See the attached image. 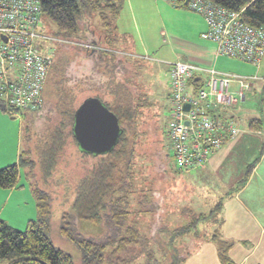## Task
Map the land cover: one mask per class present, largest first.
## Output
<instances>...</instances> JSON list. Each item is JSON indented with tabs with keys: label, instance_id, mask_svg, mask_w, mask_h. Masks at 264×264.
<instances>
[{
	"label": "rangeland",
	"instance_id": "rangeland-1",
	"mask_svg": "<svg viewBox=\"0 0 264 264\" xmlns=\"http://www.w3.org/2000/svg\"><path fill=\"white\" fill-rule=\"evenodd\" d=\"M127 17L125 15L124 20ZM90 24L96 36L104 32L96 16L90 20ZM200 24V17L188 8L175 7L167 0H159L154 11L135 10L133 23L127 22L128 26H121L127 32L121 34L119 42L126 61V87L132 91L133 103L137 106L133 193L130 198H140L137 201L139 207L147 204V208L150 207L151 212L140 217L136 215V220L141 234L150 241L148 248L158 260L156 264H223L218 257L217 243L211 239L213 235L223 243L224 256L230 261L227 264H264V81L248 82L253 86L251 84L249 89H244L245 99L228 108L237 122L239 134L235 141L226 140L225 145L231 141L234 144L226 151L224 160L215 170L180 172L174 168L170 154L169 141L165 135L169 117L167 72L169 64L179 61L199 63L201 56L206 59L209 49L205 44L207 41L201 37ZM38 32L45 37L36 41L38 46H50L54 51L56 48L55 59L58 56L69 58V62L61 65L63 69L67 68L68 78L85 80L91 76V61L85 58L82 50L86 41L61 40L64 43L61 45L53 42L56 28L45 17H41ZM84 46L89 48V45ZM93 48L98 47L96 45ZM207 58L210 63L204 66L205 69L213 68L239 78L264 77V59L258 66H253L223 56L215 62L210 54ZM205 76V73L201 74L202 79ZM237 89L238 84L232 85L231 91ZM87 95L89 91L80 94V98ZM23 112L27 111H16L10 115L0 109V167L17 164L19 156L27 148L24 124L29 117ZM251 119H259L262 122L261 129L251 130ZM71 150L76 151V147H71L69 152ZM30 159L32 169L25 165L19 168L17 192L1 217L17 225L12 227L18 231L26 228L27 222H21L27 221L31 212L35 213L30 220L36 219L32 189L39 175V165L36 155ZM252 165H255V169L247 178ZM69 171H76L75 167L72 166ZM57 188L52 189L55 193L50 221L51 239L56 247L71 255L74 264H80L77 247L62 239L58 233L61 209L69 204L63 203V198L72 199V184L66 191L67 197L62 196V188ZM14 198L16 202H12ZM27 198L31 201L26 202ZM218 202L221 203L219 211L210 213L211 216L205 222L186 235L175 237L171 246L153 241L156 238L152 239L151 236L158 229L157 224L166 225L169 229L187 224L189 217L184 209H190L189 212L196 215L207 214ZM78 229L92 237H98L103 232L98 226L84 223ZM160 238L167 240L169 236L163 231ZM163 251L168 255H162ZM140 262L144 263V259L136 261Z\"/></svg>",
	"mask_w": 264,
	"mask_h": 264
},
{
	"label": "trees",
	"instance_id": "trees-1",
	"mask_svg": "<svg viewBox=\"0 0 264 264\" xmlns=\"http://www.w3.org/2000/svg\"><path fill=\"white\" fill-rule=\"evenodd\" d=\"M37 1L41 17L55 25L56 40L60 41L53 42L61 45L64 41L79 40L86 41L84 45L91 47L96 44V49L82 46L85 58L91 61L90 72L94 70L101 74L97 68L102 67L112 82L94 88L89 85L90 75L85 80L68 78L67 68L63 69L61 65L69 62V58L58 56L55 59V48L44 85V98L42 92V104L34 111L23 112L29 117L24 124L27 148L19 156L17 164L0 167V189L11 190L17 188L19 168L24 165L31 168L30 157L37 156L39 175L32 189L36 219L29 220L26 228L18 231L0 218V263L74 264L71 255L56 247L50 235L55 193L52 189L62 188V196L67 197L66 191L71 183L72 199L63 198V203L69 204L61 209L58 233L62 239L77 247L80 264H156L158 260L148 248L150 241L141 234L136 220L137 216L151 212L150 207L147 208L148 204L139 207L137 201L140 198H130L133 193L137 106L133 103L134 96L130 88L113 81L116 74L114 60H110L111 66H108L109 61L102 65L104 58L112 56V51L117 50L115 47L122 38L118 34L116 21L125 0ZM207 1L234 12L242 11L241 19L250 26H264V0ZM95 16L104 31L97 36L90 24ZM119 66L122 67L121 62ZM87 91L89 95L80 98V94ZM87 97L99 99L117 117L122 130L116 146L104 155L95 156L81 151L73 136L74 112ZM0 109L5 111L1 105ZM261 123L259 119H251L249 128L259 130ZM71 147H76V151L69 152ZM72 166L76 171L70 173L69 168ZM253 167L248 169L247 178ZM220 207L221 203L218 202L207 214L188 212L187 224L173 229L157 224L159 227L151 237L156 238L153 241L169 247L175 237L186 235L205 222L211 216L210 213L219 211ZM81 223L98 226L103 232L98 237L87 236L78 229ZM163 231L169 236L167 240L160 238ZM211 239L217 243L220 261L229 263L224 256L223 243L215 235ZM164 254L168 255L163 251ZM142 258L144 263H136Z\"/></svg>",
	"mask_w": 264,
	"mask_h": 264
},
{
	"label": "built area",
	"instance_id": "built-area-1",
	"mask_svg": "<svg viewBox=\"0 0 264 264\" xmlns=\"http://www.w3.org/2000/svg\"><path fill=\"white\" fill-rule=\"evenodd\" d=\"M167 1L204 19L206 30L201 37L215 45L217 56L260 64L264 26L245 23L242 11L234 12L207 0H188L186 4L185 0ZM40 25L37 0H0V105L10 115L34 111L42 104L54 49L36 44L45 38L38 32ZM202 73L206 74L204 79ZM255 80L264 81V77L239 78L181 61L169 64L165 135L178 171L202 167L226 140L237 137L239 128L228 108L245 99L244 89ZM234 84L238 89L231 91Z\"/></svg>",
	"mask_w": 264,
	"mask_h": 264
},
{
	"label": "crops",
	"instance_id": "crops-1",
	"mask_svg": "<svg viewBox=\"0 0 264 264\" xmlns=\"http://www.w3.org/2000/svg\"><path fill=\"white\" fill-rule=\"evenodd\" d=\"M158 1L159 0H125L123 8L121 10V13H120V15H119V17H118V19L116 21L117 31L119 32V34L120 35L121 34H123V35L127 34V32L124 29H122L121 26L122 27L123 26L124 27L128 26L127 22L130 23V24L133 23V11H135V10H139L141 12L142 11L150 12L151 10L154 11L155 5L157 6ZM163 1H165V0H163ZM133 7H136V8L133 10L132 9ZM127 11L129 12V14H126ZM125 15H128L126 20H124V16ZM196 15H198V14H196ZM198 17H200V21L202 23V24H200V27H201L200 34H202L206 30V24H205L204 19L200 15H198ZM145 21L148 22L147 19H145ZM207 42L206 43L204 42L206 44L207 48L209 49V53H207L206 56L208 57L209 54H210L211 57L213 58V61L215 62L219 58V56L216 55V47H215V45L212 42H209V41H207ZM93 47H96V44H93ZM115 48L117 50L112 51L113 52L112 56L107 55L108 57L104 58V61H103L102 65H104L106 61H109L108 62L109 63L108 66H111L110 60L113 59L114 60L113 64L116 65V67L114 68V70L116 71V74L114 75L113 81H116L117 83H121V84H128L126 82V70L127 69L124 67V64L126 63L125 56H124V53L120 49V48H122V46L117 44ZM207 57H206V59H204L201 56L199 58V63H193L192 61L191 62L190 61H185V63H189V64L196 65V66H199V67L203 66L201 68L205 69L204 66H206L207 64L210 63ZM263 59H264V57L262 58V60ZM262 60H261V62H262ZM119 62H121L122 67L119 66ZM97 69H100V71L102 73L99 74V73H96L93 70V72H91L92 73L91 74V79H89V85L94 87V88L95 87L100 88L101 85L104 86L106 84L107 85L110 84L112 81H110L109 75L107 73L106 74L104 73L105 72L104 69L102 67L101 68H97ZM211 69H213V68H211ZM206 70H208V69H206ZM123 78H125V80ZM252 86H253V84H252ZM167 88H168V84H167ZM167 95H168V89H167ZM234 141L233 142L232 141L228 142L226 145H225V143H226V141H225L224 144L222 145V147L220 148V150L217 151L211 157V159L205 165H203L202 167H200L198 169H195V170L185 171V172H189V173L194 172L195 173L196 171H200L201 169H204V171H206V172H209L211 170H215L217 168V165H219L224 160L226 151H229L230 147H232V145L234 144ZM174 168H175V166H174ZM254 169H255V165H254V167L252 169V172H253ZM18 183H19V181H18ZM17 189L18 188H13L11 190L0 189V198H2L1 199V203H0V218L3 216V213L5 211L6 206L10 203L12 197L17 192ZM30 201H31L30 198L26 199V202H30ZM12 202H16V199L14 198L12 200ZM184 210L187 211V212L190 211V209H187V210L184 209ZM34 213L35 212H31V215H29L27 217V221L25 219L24 222L23 221L21 222V224H25V222H28L30 219H32L34 217ZM3 219L9 225L17 227V225L13 224L8 218L4 217Z\"/></svg>",
	"mask_w": 264,
	"mask_h": 264
},
{
	"label": "water",
	"instance_id": "water-1",
	"mask_svg": "<svg viewBox=\"0 0 264 264\" xmlns=\"http://www.w3.org/2000/svg\"><path fill=\"white\" fill-rule=\"evenodd\" d=\"M72 132L81 151L97 156L116 146L122 130L117 117L99 99L87 97L74 112Z\"/></svg>",
	"mask_w": 264,
	"mask_h": 264
}]
</instances>
